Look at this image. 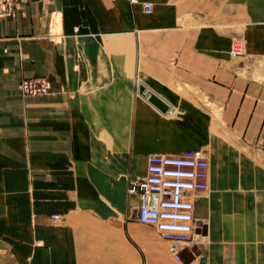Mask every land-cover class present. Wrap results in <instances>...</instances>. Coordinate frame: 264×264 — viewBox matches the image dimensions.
<instances>
[{
	"label": "crops",
	"instance_id": "obj_1",
	"mask_svg": "<svg viewBox=\"0 0 264 264\" xmlns=\"http://www.w3.org/2000/svg\"><path fill=\"white\" fill-rule=\"evenodd\" d=\"M260 2L32 0L0 20V264H182L131 218L127 188L149 155L194 150L209 154V187L224 134L250 156L229 179L241 189L195 202L212 248L198 261L264 264V81L237 60L264 58ZM24 79L52 90L23 96Z\"/></svg>",
	"mask_w": 264,
	"mask_h": 264
},
{
	"label": "built area",
	"instance_id": "obj_2",
	"mask_svg": "<svg viewBox=\"0 0 264 264\" xmlns=\"http://www.w3.org/2000/svg\"><path fill=\"white\" fill-rule=\"evenodd\" d=\"M32 0H0V20L16 19ZM50 5L53 0H39ZM135 4L138 0H128ZM146 14L152 6L143 3ZM231 58L245 55L243 45L233 42ZM21 95H47L52 88L44 79H24L18 86ZM210 162L203 150L185 151L175 155L153 154L146 159L144 177L130 181L127 193L138 198L135 220L151 227L167 244L174 261H181L188 245L196 235L202 236L204 225L195 217V202L208 191ZM52 221L61 219L52 215Z\"/></svg>",
	"mask_w": 264,
	"mask_h": 264
},
{
	"label": "rangeland",
	"instance_id": "obj_3",
	"mask_svg": "<svg viewBox=\"0 0 264 264\" xmlns=\"http://www.w3.org/2000/svg\"><path fill=\"white\" fill-rule=\"evenodd\" d=\"M261 5H264V0H261ZM240 34V33H239ZM241 38H234L233 42H238L244 47V41ZM231 41V44L233 43ZM245 49V48H244ZM240 62L245 63L246 69L245 72H249L252 77L258 78L261 81H264V58H250V57H243L237 59ZM225 138H222L218 141V144H215L216 151L212 153L213 158H212V167H213V172L215 174L214 179L215 182L212 183V185H209V189L206 193L202 195H207L211 194L213 189L217 187V189H222V190H232L234 188L241 189L240 186L242 184L239 182L237 185V182L231 181L229 179L231 176L236 175V164L238 161H242V158H247L250 156L247 151L245 150H238L236 142L231 139L228 134H224ZM226 141H230L226 142ZM206 152V151H205ZM207 156L209 155L206 153ZM236 163V164H235ZM242 164V163H241ZM136 180V179H135ZM246 199H243V205H247ZM220 203H223V199H217L215 202H213L214 205H220ZM254 203H257V199H254ZM261 204V203H260ZM262 206V204H261ZM135 212L133 211L131 213V218L134 220L135 218ZM256 216V215H255ZM260 221H264V213H260L259 215ZM207 223V222H206ZM205 232V228L203 230V234ZM156 233V232H155ZM206 237H201V238H194L193 241L188 245L185 253L182 255V264H189L193 263L194 264H203L202 262L198 261L199 259H202L203 256L208 255L212 250L210 246H208V241L205 239ZM202 257V258H199ZM180 264V263H179ZM208 264H211V262H208Z\"/></svg>",
	"mask_w": 264,
	"mask_h": 264
},
{
	"label": "water",
	"instance_id": "obj_4",
	"mask_svg": "<svg viewBox=\"0 0 264 264\" xmlns=\"http://www.w3.org/2000/svg\"><path fill=\"white\" fill-rule=\"evenodd\" d=\"M140 93L142 94L143 91L140 90ZM148 96V101L153 103L154 105H156L158 108H160L161 110L165 111L167 110V106L165 104H163L157 97H155L153 94L151 93H147Z\"/></svg>",
	"mask_w": 264,
	"mask_h": 264
},
{
	"label": "bare ground",
	"instance_id": "obj_5",
	"mask_svg": "<svg viewBox=\"0 0 264 264\" xmlns=\"http://www.w3.org/2000/svg\"><path fill=\"white\" fill-rule=\"evenodd\" d=\"M203 197H204V195H201V196H200V198H203ZM197 219L203 223L204 228H205V226H207V223H206V221H205L204 219H200V218H197ZM195 237H196V238H201V237H205V236H204L203 233H202V236H200V235H196ZM195 237H194V238H195Z\"/></svg>",
	"mask_w": 264,
	"mask_h": 264
}]
</instances>
